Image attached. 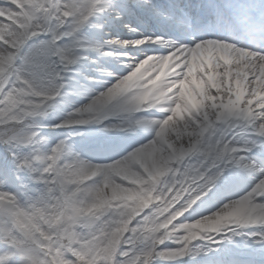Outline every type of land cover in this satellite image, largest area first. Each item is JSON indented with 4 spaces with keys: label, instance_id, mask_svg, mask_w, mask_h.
I'll list each match as a JSON object with an SVG mask.
<instances>
[{
    "label": "snow or ice",
    "instance_id": "snow-or-ice-1",
    "mask_svg": "<svg viewBox=\"0 0 264 264\" xmlns=\"http://www.w3.org/2000/svg\"><path fill=\"white\" fill-rule=\"evenodd\" d=\"M0 264H264V0H0Z\"/></svg>",
    "mask_w": 264,
    "mask_h": 264
}]
</instances>
